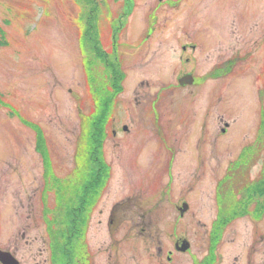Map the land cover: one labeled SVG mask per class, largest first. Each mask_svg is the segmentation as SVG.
Wrapping results in <instances>:
<instances>
[{
  "label": "rangeland",
  "instance_id": "1",
  "mask_svg": "<svg viewBox=\"0 0 264 264\" xmlns=\"http://www.w3.org/2000/svg\"><path fill=\"white\" fill-rule=\"evenodd\" d=\"M123 5H135L133 13L120 14ZM145 33L153 41L142 42ZM177 36L195 43L202 36L198 51L209 59L194 58L192 67L206 84L166 89L179 75L172 73ZM214 60L216 76H204ZM210 91L217 100L212 153L208 129L200 130ZM108 99L102 214L89 220L107 232L115 208L113 231L128 240L120 243L121 262H155L157 248L178 237L203 253L221 206L247 196L252 207L230 226L239 231L237 249L227 241L221 252L237 255L247 238L250 257L264 264V0H0V238L15 234L21 200L26 216L42 211L39 225H61L80 198L87 122L99 119ZM195 146L199 159L188 153ZM232 176L240 179L236 189L226 182ZM182 202L189 209L180 217ZM140 226L151 234L140 238Z\"/></svg>",
  "mask_w": 264,
  "mask_h": 264
},
{
  "label": "flooded vegetation",
  "instance_id": "2",
  "mask_svg": "<svg viewBox=\"0 0 264 264\" xmlns=\"http://www.w3.org/2000/svg\"><path fill=\"white\" fill-rule=\"evenodd\" d=\"M124 6H126V8H124ZM134 6L135 5H123L125 11H121L123 9L121 8L120 14H123L124 16L125 13L130 12L129 15H131ZM123 21H125V19H118V22L120 23ZM110 36L114 41H118L114 35ZM152 37L155 36L151 33H145L144 39H141V41H153L150 40ZM188 38L189 37H187V39H182L180 36H177L173 39L174 43L180 45V51L178 52L177 57L175 56V59L177 58L175 64L178 62V68L175 71L173 70L172 73L176 72L179 73V75L175 76L172 81L167 84L166 89H171L172 87L181 89L191 86L200 87L210 80L206 79V77L201 80L200 76L194 74V69L192 67L195 59H197L199 63H201L202 60L209 59L207 53L201 54V52L198 51L199 44L202 42V36H199L196 39L198 43H195ZM237 50L236 45L232 46L231 57H237ZM164 56L168 58L167 53ZM199 58H201V60ZM203 63H207V61ZM188 65L191 66V68H189ZM217 67L218 61L214 60V62L205 68L204 76L208 74L207 76L210 78L215 77ZM168 69L171 70L172 66L170 65ZM187 76H190L192 83L185 85L181 84L180 79L187 78ZM182 81L184 80L182 79ZM209 87L213 88V85H210ZM210 94L211 91L207 98V115H203V121L200 125V130L201 127H205L209 131L207 139L205 140L206 145L209 148L208 153H212L211 148L216 147L214 145L216 144L217 139L215 121L211 120V116L213 118L216 116L217 100L215 99L214 102H212L213 99L210 98ZM109 104H112L110 99L105 100L102 103L98 123V126L102 131V140L98 147L94 146L92 148V151L87 155L88 160L83 163L85 170L84 176L78 179V185L81 186L80 198L77 201H75V199L71 201L72 205L69 208V218L66 225H59L58 227L39 225L41 222L40 220L43 217L42 211H33L31 213L33 216H26L25 210L23 209V200L19 201V208L15 211L19 218V225L15 228V234L9 239L6 237L0 238V264H123L121 262L120 243L121 241L126 242L127 237L117 238V234L113 231V229H119V226L116 225L117 215H115V208H111V211H109L108 227H106L107 232L104 230L101 231L97 227L91 225L90 221L92 219L89 220V217L93 218L96 212L102 214V210L99 209V207L101 206L103 199L101 197L106 184L104 170L105 162H103L102 158L105 150L104 142L107 136L108 121L111 120L107 114ZM154 104L155 100L153 99L150 103V108L153 112H156ZM114 125L115 120L112 118V128H114ZM225 127L220 129V132L223 134L226 133L229 125L225 123ZM117 129L128 131L127 125L117 126ZM211 130L213 132H211ZM111 134L113 136L116 134V127L112 129ZM194 150L196 153L193 151L188 153L192 155L198 154V159L201 158V149H199L198 146H195ZM234 166H236L235 162L232 161L229 163L230 168ZM239 180L240 179H234L232 176V178H227L226 182L232 183L236 189L237 187H235V184L237 186ZM213 196L216 199H219L220 197L216 192ZM71 197L74 198L73 194ZM230 201L227 204L228 208L223 209V206H221V216L219 215L221 220H218V222L212 226L209 241L204 242L206 248L203 253H193L191 242L186 238L178 237L174 242L169 243L167 248H157L154 257L150 258V261L154 259L155 262H150L149 264H255L256 261H259V259L256 260L255 258L250 257L249 250L252 248V245L250 247V242L247 241V238L245 239L244 245L242 244L241 246V251L239 250L237 255L225 258L222 256L221 245L224 242L229 241V243L237 249L234 242L237 241L239 231L230 226H232L234 223L233 221L240 218L241 215L247 214L250 210L249 207H252V202L249 201L247 196L240 197L238 200L230 199ZM219 204L223 205L222 202ZM184 207H186V209H183ZM253 207L256 206L254 205ZM188 209V203L182 202L181 206L177 208L179 216L182 217ZM263 211L264 207H262V212ZM48 222L50 223V221ZM85 223L86 225H84ZM132 228L135 229V227H131L130 231L125 234L130 236ZM228 228L230 229L226 233L227 239L225 240V232ZM139 229L141 230L140 235H143L140 238L146 237L144 232L148 235L151 234V231H148L143 226H140ZM253 231L254 236H260V230L258 228ZM106 234L108 235L107 240L105 237ZM184 241L187 242L189 247L185 250H181V247L185 243ZM200 246H202V244H200ZM186 255H189L191 258L188 263H186L184 259V256Z\"/></svg>",
  "mask_w": 264,
  "mask_h": 264
},
{
  "label": "trees",
  "instance_id": "3",
  "mask_svg": "<svg viewBox=\"0 0 264 264\" xmlns=\"http://www.w3.org/2000/svg\"><path fill=\"white\" fill-rule=\"evenodd\" d=\"M118 79L121 81L123 79V75L119 74ZM112 87H113V84H112ZM121 89H122V87L121 88L120 87L119 88L116 87L115 92L118 93V91H121ZM98 123H99V119L97 118V116H95L94 119L92 117L87 122V124H88V135L86 137V141H88V143H90V146L88 147V150L86 151V159H85L86 161L88 160L87 159L88 153H90L92 151V148L94 146L98 147L100 145L101 140H102V138H101V136H102L101 132L102 131H101V128L98 126ZM241 177H243V176L242 175H238V178H241ZM66 210H67V208H66ZM68 211H69V208H68ZM68 211L66 212V214H64V221L60 222L61 225H66L67 220L69 218Z\"/></svg>",
  "mask_w": 264,
  "mask_h": 264
},
{
  "label": "water",
  "instance_id": "4",
  "mask_svg": "<svg viewBox=\"0 0 264 264\" xmlns=\"http://www.w3.org/2000/svg\"><path fill=\"white\" fill-rule=\"evenodd\" d=\"M182 79L184 80V81H182ZM180 82H181V84H183V85H185V84H191L192 83V80H191V78H190V76H187V78H181L180 79ZM183 209H186V207H184ZM182 209V210H183ZM185 243L183 244V246L181 247V250H185V249H187L188 247H189V245L187 244V242L186 241H184Z\"/></svg>",
  "mask_w": 264,
  "mask_h": 264
}]
</instances>
